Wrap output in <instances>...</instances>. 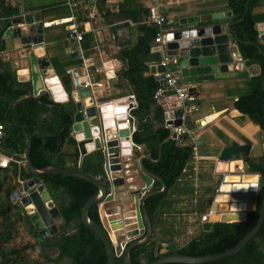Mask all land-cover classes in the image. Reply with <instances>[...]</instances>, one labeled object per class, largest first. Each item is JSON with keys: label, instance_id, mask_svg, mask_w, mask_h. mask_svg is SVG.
Wrapping results in <instances>:
<instances>
[{"label": "trees", "instance_id": "16d2710c", "mask_svg": "<svg viewBox=\"0 0 264 264\" xmlns=\"http://www.w3.org/2000/svg\"><path fill=\"white\" fill-rule=\"evenodd\" d=\"M65 1L59 0L43 11L60 8L64 6ZM128 1L123 0L119 4L120 8H125ZM222 3V9L231 11L229 20L232 29L243 42L238 45L242 60L250 61L259 69L249 80L238 84L237 87L242 86L245 89L238 99L232 102L231 107L247 115L259 126L264 137V54H261L257 47L260 42L256 30L257 23L264 20V0H222ZM125 14L130 15L128 12ZM17 16H20L19 7L12 6L10 0H0V18L5 20L3 23ZM148 25L138 27L136 42L121 53L128 64L123 75L133 87L136 103L130 111L137 122L132 140L137 146L144 147L146 156L151 158L143 161L145 169L159 177L166 190L147 198L144 202L152 225V236L146 244L130 250L131 263L150 264L173 254L202 257L223 253L235 247L256 225L264 195V184L257 190L255 209L247 212L243 221L216 222L209 231L200 228L185 243H176L175 239L181 233L175 230L179 228L176 229L173 222L166 223L163 218L181 213L178 208L179 201L176 200L180 194L178 183L192 162L193 147L186 138H170V130L164 124V110L154 98L155 91L161 85L151 75L142 77L141 72L148 70L145 62L150 57L149 41H153L157 32L153 25ZM64 47L65 44L53 48L57 54L50 58L51 67L59 77L68 69L76 68L80 64L75 55L64 54ZM261 49L264 51V48ZM68 95V100L63 102H54L46 92L33 97L31 82H19L16 70L0 57V123L4 127L0 147L6 149L8 155L19 158L26 148L27 133L31 138L29 158L35 169H71L72 158L69 154L73 148L66 146V141L71 132L75 103L70 98V91ZM153 106L156 107V118L150 117ZM152 119L155 121L152 122ZM248 164L251 173L264 179V155L258 159L249 158ZM79 168L94 178L106 180L100 151L85 155ZM32 177L23 164L9 163V167L0 171V264H107L103 243L81 221L82 208L85 202L96 194L97 188L73 177H40L59 212L58 218L55 219L58 233L42 240L24 208L10 199L21 183ZM160 189L158 182L152 184L151 190ZM208 207L209 199L200 200L196 206L189 204V209L185 211L198 214L201 218L207 213ZM98 210V205H92L88 216L97 225H101ZM159 243H171L173 249L157 255L155 250ZM116 264H122V255L116 258ZM206 264H264V221L256 235L236 255Z\"/></svg>", "mask_w": 264, "mask_h": 264}, {"label": "water", "instance_id": "95a60500", "mask_svg": "<svg viewBox=\"0 0 264 264\" xmlns=\"http://www.w3.org/2000/svg\"><path fill=\"white\" fill-rule=\"evenodd\" d=\"M230 16L231 12L226 11L178 20V28L168 36L166 50L167 54L178 59L182 83L195 85L211 81L240 79L248 76L249 72L247 69L252 67V63L250 61L240 63L242 58L238 45L243 42L237 38L232 25L225 27L220 24H210L212 21ZM20 22V20H8L2 24L0 28V54L5 51L15 53L16 59L22 60L28 67L33 97L45 91L54 102L68 100L64 90H71L72 88L70 77L58 78L56 75L49 77L47 73L50 69L49 60L44 56L36 57L34 53L35 48L42 47L44 44L41 13L37 12L33 15L31 27L24 26L26 31H28L26 35L24 34L25 29L19 26ZM15 40L20 43L17 48L12 43ZM258 40L260 44L257 47L260 53L264 54L261 49V46L264 48V29L258 30ZM7 42L11 43V47H7ZM11 60H13L12 57ZM11 68L14 69L12 64ZM51 70L53 69L51 68ZM150 70L152 73L157 74L156 78L162 85L164 69L156 63L151 66ZM56 83L60 85L63 91V97L61 98H57L53 91V86ZM262 89L264 90V78L262 80ZM194 90V87H190L189 92L192 94ZM79 96L81 99L75 102L71 132L66 141V146L73 148L71 154H69L72 158V168L46 167L41 170L35 169L29 158L31 138L25 133L24 165L33 177L22 182V191L16 189L10 199L16 205L24 208L39 237L43 240L58 233L55 219L58 218L59 212L51 201L44 183L40 181V177L51 175L67 176L91 183L97 188V192L85 202L81 211V221L103 243L107 264H116L118 256L111 233L115 234L114 231L119 227L121 221L119 219H102L101 225H97L89 218L88 213L92 205L100 206L104 203L113 202L117 198L120 199L122 196H132L134 206V227L132 232H138L139 235H143L141 239L131 241L122 254V264H132L129 255L130 250L133 247L146 244L152 236V225L144 202L147 198L164 192L166 186L159 177L145 169L143 161L151 160L148 156H141L136 160L137 171L143 180V187L138 189L131 186L130 181L128 182L130 174L128 165L130 161H133L130 153L139 148V146L134 144L130 136L133 119L131 117L127 119L128 126L126 128L121 127L123 123L116 118L109 125L105 122V115L103 114L104 109L107 107L95 104L90 98L88 88H81ZM87 97L90 99L85 105L83 99ZM172 98L174 99L173 102L169 103ZM88 104L89 106H87ZM158 104L164 110L165 126L168 129V126L174 127L183 124L184 109L181 103L175 101L173 96L166 102L158 101ZM186 126L189 129L193 128L191 124H186ZM170 138L176 139V135L170 132ZM179 139H183V137ZM94 151L102 153L105 181L94 178L79 168L82 158ZM248 152V145H237L234 142L218 150L214 161V171L221 177L220 193L214 196L208 213L202 216L201 229L203 231H209L212 224L216 222L231 223L243 221L246 213L255 209L257 190L263 186L264 179L258 174L249 171ZM248 177H254V181L243 183L246 181L245 178ZM154 182H158L161 185L160 190H151ZM237 185H245V191L235 189ZM263 221L264 195L260 203L256 225L232 249L202 257L167 255L150 264H206L234 256L256 235ZM132 232L128 233V236ZM172 249L171 243H159L155 252L159 255Z\"/></svg>", "mask_w": 264, "mask_h": 264}, {"label": "crops", "instance_id": "0c3cea01", "mask_svg": "<svg viewBox=\"0 0 264 264\" xmlns=\"http://www.w3.org/2000/svg\"><path fill=\"white\" fill-rule=\"evenodd\" d=\"M58 1L10 0L12 6L19 7L20 16L11 17L9 20H20L19 26L25 29V31L23 30L25 35L28 34L25 27H31L33 24V15L37 12L41 13L44 28V44L42 47L35 48L34 53L36 57H47L49 63L50 58L57 54L53 48L62 47L65 44V25L53 26L49 22L70 16L69 9L65 5L60 6V8L43 11V9ZM72 2L76 3L74 14L77 21L80 22V29L83 32V39L80 46L83 50L84 66L76 67L78 74L83 75L87 71L91 74L92 81L102 83V87L98 90L97 94H93L91 90L89 91L90 98L97 105L101 102H112L110 108H106L103 111L105 122L111 125L114 118H116L123 123L121 127L126 128L128 126L126 119L129 117L133 119L130 131V136L132 137L136 131L137 122L130 113L126 114L124 106L129 103V97H134V90L127 78L123 75L128 64L122 58L121 53L125 49L131 48L136 42L139 34L138 27L140 25L149 26L146 13L149 0H129L125 8H120L119 5L123 0H72ZM165 5L168 14L175 21L173 31L178 28V20L181 18L229 11L222 9V0H165ZM125 12H128L130 15L125 14ZM231 16L212 21L210 24H220L225 27L232 25L229 20ZM4 21L0 18V28ZM263 29L264 20L256 25L257 32ZM12 43L15 48L19 47L20 43L18 40ZM149 44L150 50L148 55L150 57L145 62L148 70L147 72H141L142 77L151 75L159 83V80L156 78L157 74L152 73L150 70L152 65L158 63V54L152 40L149 41ZM7 47H11L10 42H7ZM66 47L65 45L64 48ZM47 50H51L52 52L49 53ZM0 57L3 61L8 62V64H12V67L16 70L17 80L19 82L30 81L28 67H26L22 60L16 59L15 53L5 51L3 54H0ZM11 57L13 60H11ZM20 57L22 58V56ZM243 62L241 59L240 63ZM51 68L50 63V69L47 71L49 77L56 75ZM97 68L100 72L96 71ZM247 71L249 72L248 76L240 79L211 81L195 85L183 83L188 89L194 87L195 90L192 94L189 92L193 99L187 103V107L194 109L185 115L182 125L185 127H187L186 124L193 125L191 129L199 133L200 141L197 147V160H192L189 168H186L184 176L178 183V190L181 195L179 194L176 200L178 199L179 201L177 202L179 203L178 208L180 209L181 215L187 213L185 209H189V204L196 206L200 200L206 199H209V211L215 196L214 191L219 188L221 180L220 175L214 171V161L218 150L234 142L237 145L249 146L248 159H258L264 155V137L259 126L254 124L247 115L231 107L232 102L236 101L245 89L242 86L237 87L238 84L241 85L249 80L258 73L259 69L255 65H252ZM66 76L69 77L65 73L62 78ZM57 77L61 78L59 76ZM179 79L182 82L180 75ZM70 82L72 85L71 78ZM80 90L81 88H73L72 86L71 90L64 91L67 97H69L68 91H70V98L75 103L81 99L79 96ZM90 98L83 99V103L86 105ZM173 100V98L170 99L169 103H172ZM150 117H157L155 106L151 108ZM163 119L165 124V114H163ZM154 121L152 119V122ZM7 152L6 149L0 147V154L2 156L12 157ZM146 155L143 146H139V148L130 153L133 161H130L128 165V171L130 173L128 182L130 181L133 188L140 189L143 187V180L137 171L136 160L138 157ZM18 189L22 191L21 185ZM100 210L103 215H107V220L119 219L121 221L119 227L114 231L115 234L122 232L128 235V233L132 232L134 227L132 196H122V198H117L113 202L104 203L100 205ZM172 216H166V220Z\"/></svg>", "mask_w": 264, "mask_h": 264}, {"label": "built area", "instance_id": "2783aa9c", "mask_svg": "<svg viewBox=\"0 0 264 264\" xmlns=\"http://www.w3.org/2000/svg\"><path fill=\"white\" fill-rule=\"evenodd\" d=\"M70 12V16L63 19H56L50 21L49 24L53 26L65 25V38L64 42L67 46L64 49L65 55H75L79 61V66H84V56L83 50L80 46V42L83 39V32L80 29V22L77 21L74 8L76 3L72 0H66L64 4ZM147 23L153 25L157 32L153 38V45L158 54V64L164 69L162 73L163 84L156 91L154 98L158 101H167L170 97H174L175 101L181 103L184 114L183 119L186 114H189L190 111L194 108L187 107V103L192 101V95L189 93V89L186 85L182 84L179 79V68H178V59L175 56L167 54L166 45L168 43V36L173 32V25L175 23L174 19L167 13V8L165 5V0H149V5L147 8ZM97 72H100L99 69H96ZM67 75L71 78L73 88H88L97 94L98 90L102 87L101 82H94L91 80V74L87 71L83 75H79L76 68H70L66 71ZM130 101L127 105L124 106L125 112L130 113V111L135 107L136 103L134 97H129ZM112 104L111 101L101 102L98 106L106 107L107 105ZM126 117V115H125ZM127 122V119H126ZM171 133L176 135V140H179L180 137L186 138L193 147L191 158L193 161L197 160V147L200 141V135L198 132L189 129L188 127L183 126H168ZM4 136V127L0 123V143L1 139ZM9 163H15L17 165H24V154L20 155L19 158L2 156L0 154V171L9 167ZM215 195L220 193V189L217 188L214 191ZM113 232V231H112ZM136 240L134 236L126 239L125 242L119 245V250L117 249V256H121L125 247L131 241ZM115 246V245H114ZM116 248V247H115Z\"/></svg>", "mask_w": 264, "mask_h": 264}, {"label": "rangeland", "instance_id": "374dc122", "mask_svg": "<svg viewBox=\"0 0 264 264\" xmlns=\"http://www.w3.org/2000/svg\"><path fill=\"white\" fill-rule=\"evenodd\" d=\"M181 208H182V206H181ZM98 211H99V215H100V220L107 219L106 218L107 215L106 214L103 215V213H101L100 206H99ZM163 219H164V221H166V223L173 222L176 229L179 228L178 230H175V231L181 233V235L175 239V241L178 245L185 243L188 239H190L192 236H194L201 228V218L198 214H194V213H188L187 212V213H184L183 215H181V214L173 215L172 217H170V219L168 218L167 220L165 217ZM167 229H169V228H167ZM134 234H135V232H132V234L130 236H128L127 234L125 235L122 232H118L117 234L111 233V238L113 240V243H114L116 249L118 251H120L119 245L121 243L125 242L127 238L134 236ZM161 252H163V250H161ZM121 254H123V253H121Z\"/></svg>", "mask_w": 264, "mask_h": 264}, {"label": "bare ground", "instance_id": "6f19581e", "mask_svg": "<svg viewBox=\"0 0 264 264\" xmlns=\"http://www.w3.org/2000/svg\"><path fill=\"white\" fill-rule=\"evenodd\" d=\"M40 51V50H39ZM41 55V54H40ZM18 61V60H17ZM15 63V62H14ZM17 63V62H16ZM53 77V76H52ZM53 91H54V93H55V95H56V97L57 98H61V97H63V91H62V89H61V87H60V85L58 84V83H56L54 86H53ZM111 105V104H110ZM110 105H107L106 107L107 108H110ZM246 179V181L245 182H243V183H251V182H253L254 181V177H248V178H245ZM223 189H225L224 187H223ZM235 189H237L238 191H245V189H246V186L245 185H237L236 186V188Z\"/></svg>", "mask_w": 264, "mask_h": 264}, {"label": "flooded vegetation", "instance_id": "af4514ba", "mask_svg": "<svg viewBox=\"0 0 264 264\" xmlns=\"http://www.w3.org/2000/svg\"><path fill=\"white\" fill-rule=\"evenodd\" d=\"M134 237H135L136 239H141V238L143 237V235H139L138 232H135Z\"/></svg>", "mask_w": 264, "mask_h": 264}]
</instances>
